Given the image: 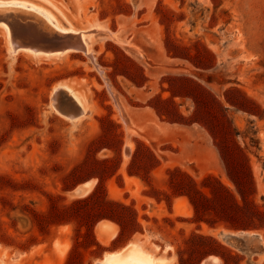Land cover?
Segmentation results:
<instances>
[{
	"label": "rangeland",
	"instance_id": "obj_1",
	"mask_svg": "<svg viewBox=\"0 0 264 264\" xmlns=\"http://www.w3.org/2000/svg\"><path fill=\"white\" fill-rule=\"evenodd\" d=\"M30 1L93 50L12 55L0 29V264H96L142 226L174 264H264V0Z\"/></svg>",
	"mask_w": 264,
	"mask_h": 264
},
{
	"label": "bare ground",
	"instance_id": "obj_2",
	"mask_svg": "<svg viewBox=\"0 0 264 264\" xmlns=\"http://www.w3.org/2000/svg\"><path fill=\"white\" fill-rule=\"evenodd\" d=\"M0 10H15V11H20V12L25 13V14H29L31 16H34L38 20H42L47 27L55 29V30L78 31L75 28H71V27L62 25L61 22L57 19V17L54 15V13L52 11L43 7L42 5L35 3V1L33 2L30 0H0ZM0 29H2L4 31V33L6 34V36L8 38V40H7L8 45H9L8 50H9L10 54H12V55L17 54L20 51H24V52H28V53L33 54V55L38 56V57L44 56L46 58L47 57L50 58V57H56V56L60 57V56H64V55L73 53V51H66V52H61V53H44V52H36V51L31 50L29 48L14 50L13 46L10 42V34H9L8 26L5 23L0 22ZM116 34L117 33L111 34V37L113 38V40H115L116 42H118L120 44H123L122 42H120L121 37L120 38L117 37L118 34H117V36H116ZM90 36H91V34H89V33H87L85 35V38L87 39V52L85 54H91V52L93 50L92 45H90L88 42V39L90 38ZM125 44H127V43H125ZM61 88L67 90L68 93L73 96V98L76 100V102L82 107L83 112L79 117H72V116L61 113L56 107H54L57 110V113L59 112L61 115L65 116L66 118L73 120V121H77V120H80L82 117H85L86 113L90 109V106L88 104H86V101L84 99L80 98L79 95H77L72 90L69 83H64V82L62 83L61 82V84H59L58 86L55 87L54 92L55 91L57 92ZM56 92H55V94H56ZM54 99L52 100L53 104L56 102L55 96H54ZM117 104H119V103H117ZM123 106H124V104H123ZM119 108H120V105H119ZM121 109H119V110H121ZM121 112H123V111L121 110ZM121 115H122L123 121L125 122V124L127 126V129H129V124L127 123L128 121L126 120L125 116L122 113H121ZM134 134H136V133L134 132ZM179 202H180V200H179ZM108 228H112V225L105 223V225L102 227L103 230L104 229L108 230ZM98 237H100V236H98ZM100 238L102 239V237H100ZM62 249H64V248H62ZM61 252H62V255L60 258L62 261L64 258V255L66 253V250H63ZM96 264H169V261L166 259H163V258L156 257L153 253H149V252L145 251L144 249H142L139 245L134 244V245H131L128 249L124 250L123 253L113 255L111 253L106 252L104 259L97 261ZM202 264H221V263H220V259L210 256V259H208V258H207V260L205 259Z\"/></svg>",
	"mask_w": 264,
	"mask_h": 264
},
{
	"label": "water",
	"instance_id": "obj_3",
	"mask_svg": "<svg viewBox=\"0 0 264 264\" xmlns=\"http://www.w3.org/2000/svg\"><path fill=\"white\" fill-rule=\"evenodd\" d=\"M0 22L9 28L10 42L14 50L29 48L36 52L61 53L87 52L84 31H60L49 28L42 20L15 10H0ZM56 107L66 115L79 117L83 109L67 90L56 92Z\"/></svg>",
	"mask_w": 264,
	"mask_h": 264
},
{
	"label": "crops",
	"instance_id": "obj_4",
	"mask_svg": "<svg viewBox=\"0 0 264 264\" xmlns=\"http://www.w3.org/2000/svg\"><path fill=\"white\" fill-rule=\"evenodd\" d=\"M97 185V183L95 182V180L94 179H89V180H87V181H85V182H83V183H81L80 185H78L77 187H75V189H73V193H74V191H76V190H79V191H81L82 189H88V188H91V187H95ZM173 207V206H172ZM105 221H108V222H111L112 224H114L115 226H118V229L116 230V234H115V236L114 237H116L118 234H119V232L121 231V228L119 227V224L116 222V221H114V220H112V219H108V218H106V219H104ZM103 220V221H104ZM97 225H98V223H97ZM97 225H95V229H96V227H97ZM144 231H145V229H144V227L142 226V229L141 230H138V231H135L134 233H132L128 238H127V240L125 241V243H123V244H120V245H117V246H115V247H112L111 249H109V250H107V251H105V252H107V253H111V254H113V255H116V254H119V253H123V251L124 250H126V249H128L131 245H134V244H137V243H132V244H129L130 242H134V241H136V239H137V235L138 234H140V235H144ZM138 245V244H137ZM140 246V245H139ZM141 247V246H140ZM142 248V247H141ZM143 249V248H142ZM104 254L102 255V257L101 258H99V259H104ZM212 257H216V258H218V259H220L218 256H216V255H213ZM168 260H169V264H174V262H175V260L173 259V257L171 256V255H168V258H167ZM204 261V260H203ZM203 261H201V263L203 262ZM200 263V264H201Z\"/></svg>",
	"mask_w": 264,
	"mask_h": 264
},
{
	"label": "trees",
	"instance_id": "obj_5",
	"mask_svg": "<svg viewBox=\"0 0 264 264\" xmlns=\"http://www.w3.org/2000/svg\"><path fill=\"white\" fill-rule=\"evenodd\" d=\"M105 219H106V218H105ZM108 219H111V218L108 217ZM112 220H113V219H112ZM137 231H138V230H137ZM134 232H135V231H134ZM134 232H133V233H134Z\"/></svg>",
	"mask_w": 264,
	"mask_h": 264
}]
</instances>
